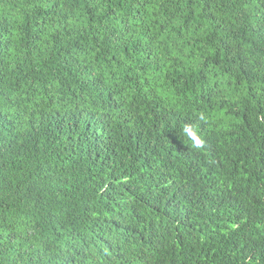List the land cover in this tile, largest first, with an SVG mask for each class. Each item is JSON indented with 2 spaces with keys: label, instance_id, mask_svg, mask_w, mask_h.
<instances>
[{
  "label": "trees",
  "instance_id": "1",
  "mask_svg": "<svg viewBox=\"0 0 264 264\" xmlns=\"http://www.w3.org/2000/svg\"><path fill=\"white\" fill-rule=\"evenodd\" d=\"M0 264H264V0H0Z\"/></svg>",
  "mask_w": 264,
  "mask_h": 264
},
{
  "label": "clouds",
  "instance_id": "2",
  "mask_svg": "<svg viewBox=\"0 0 264 264\" xmlns=\"http://www.w3.org/2000/svg\"><path fill=\"white\" fill-rule=\"evenodd\" d=\"M185 132H186V134H188V133H187V129L185 130ZM189 135H190V138H193V146H195V147H199V146H200V142H199V140L195 139V138H194V135H192V134H189Z\"/></svg>",
  "mask_w": 264,
  "mask_h": 264
}]
</instances>
